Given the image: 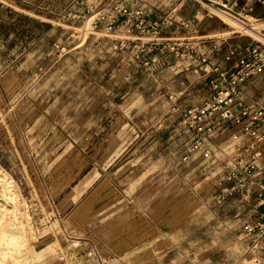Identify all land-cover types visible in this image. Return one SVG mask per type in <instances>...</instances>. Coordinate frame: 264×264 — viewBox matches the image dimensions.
<instances>
[{
    "label": "rangeland",
    "instance_id": "rangeland-1",
    "mask_svg": "<svg viewBox=\"0 0 264 264\" xmlns=\"http://www.w3.org/2000/svg\"><path fill=\"white\" fill-rule=\"evenodd\" d=\"M73 1L0 0V217L12 216L2 195L15 193L42 249L40 259L19 264H51L61 252L89 264L88 251L94 264H254L259 251L247 248L243 230L260 198L244 211L239 203L238 213L233 200H219L225 177L242 175L244 146L255 142L248 119L222 123L192 151L193 131L170 110L169 95L179 109L200 107L217 78L200 71L194 53L170 50L174 42L222 69L232 65L224 59L230 48L257 39L229 28L209 12L214 5L149 0L150 18L173 15L158 35L97 32L80 45L81 22L67 14ZM153 38L170 47L137 55ZM124 39L130 45L121 47ZM245 85L247 101L264 107V74ZM93 190L85 216L69 223ZM223 227L236 229L232 248Z\"/></svg>",
    "mask_w": 264,
    "mask_h": 264
},
{
    "label": "built area",
    "instance_id": "built-area-1",
    "mask_svg": "<svg viewBox=\"0 0 264 264\" xmlns=\"http://www.w3.org/2000/svg\"><path fill=\"white\" fill-rule=\"evenodd\" d=\"M193 1L200 5H214L216 9L243 20H247L246 15L250 13L253 4H264V0ZM79 8L83 10H75ZM71 10L74 12L72 13ZM144 11V0H74L67 14L68 16L72 15V17L81 22L80 30H76L77 33L75 34L77 44L81 45L86 38L95 36L97 32H101L104 35L114 33L158 35L162 26L170 24V19L167 16L155 21H148ZM262 31L264 32V28ZM70 35L74 36V33H70ZM130 42L131 40L124 39L120 46L125 47L126 43L130 45ZM169 47V43L164 45L162 41L153 38L136 46V54L139 55L144 50H146L145 54L158 50L163 51ZM180 47L185 48L189 53L195 54L201 62L200 71L204 73L215 72L217 77L209 83L212 91L210 101L200 107L179 109L177 96L169 95L171 100L170 110H180V123L186 128L187 132L193 131L190 149L193 151L203 148L205 137L217 131L221 132L222 123L230 121L237 124L241 123L244 118L248 119L244 124V129L254 136L255 142L244 146L245 158L242 159L244 162L237 165L241 169L242 175H237L232 171L225 177L226 181H236L224 189L226 192L240 190L244 186L242 178L245 173L253 175L256 170L254 160L261 155V150L264 146V129H259L260 126L264 127V107L257 102L245 103L240 88L241 84L248 78L264 74V41L256 40L253 45L241 49L230 48L224 59L229 60L235 57L234 64L229 68L222 69L214 65L207 66V64H204L206 56L203 53H195L191 48L187 47V44L182 45L174 42L170 50L174 51ZM153 60L155 59L153 58ZM263 200L264 197L260 199L264 203ZM243 232L247 240V248L259 251L252 257L253 263L261 264L259 253L264 254V211L258 220L246 225ZM86 257L89 260V264L96 262L94 252L88 251ZM79 262L80 258L76 255L61 252L51 264H80ZM26 264L43 263L31 262Z\"/></svg>",
    "mask_w": 264,
    "mask_h": 264
},
{
    "label": "bare ground",
    "instance_id": "bare-ground-1",
    "mask_svg": "<svg viewBox=\"0 0 264 264\" xmlns=\"http://www.w3.org/2000/svg\"><path fill=\"white\" fill-rule=\"evenodd\" d=\"M208 9L209 12L215 14L222 22L226 23L229 28H235L239 31L243 30L244 32L249 33L255 39L264 41V37L262 36L264 35V33L262 32V29L264 28V20H258L249 14L246 15L247 20H242L213 7ZM5 79L7 80L6 77ZM10 80L12 79L10 78ZM7 82H9V80ZM7 82L5 81V83ZM7 84L9 85L10 82ZM10 87L12 86L9 85V88ZM93 192L94 190L87 196V198H85L75 206L68 218L69 223L85 216L86 210L89 209L92 203ZM96 192H98V189H96L95 193ZM2 197H4L5 199H10L12 201V216L10 218L0 217V264H6L7 262L19 264L25 262V260H27L28 258L29 260H32L33 258L40 259L42 255V249H37L34 246V243L36 241V233L33 231L31 226H29V221L27 220L28 218L21 213L19 206L20 201L17 198V195L10 192L6 193V195H2ZM124 240L125 238L123 239V241ZM117 242H121V240H118ZM115 244L117 245L118 243Z\"/></svg>",
    "mask_w": 264,
    "mask_h": 264
},
{
    "label": "crops",
    "instance_id": "crops-1",
    "mask_svg": "<svg viewBox=\"0 0 264 264\" xmlns=\"http://www.w3.org/2000/svg\"><path fill=\"white\" fill-rule=\"evenodd\" d=\"M169 2H171L170 0H168ZM149 0H144V5H145V11L144 14L147 18L148 21H155L158 20L162 17H169L170 19V24L173 21L172 18V13H165L163 16H154L153 18H150L149 15L146 13V9L148 10V6H153V9L155 8L156 4L154 2V4L149 5ZM173 2V1H172ZM174 12V10L172 11ZM250 15H253L255 18H261V15L264 14V4L260 5V4H253L251 11L249 13ZM169 24V25H170ZM250 46V45H248ZM248 46H241V44H237L235 45L234 48L236 49H241V48H245ZM234 60L235 57L232 61V65L234 64ZM199 62V61H198ZM227 61H225L226 63ZM231 65V66H232ZM229 66V67H231ZM200 82V81H198ZM202 82V81H201ZM247 82V80L245 82H243L241 84V90L243 93V100L245 103L247 104H251V101H247V96H246V88L247 86L245 85V83ZM243 151V155L241 156L240 161H237L239 164H241L242 162H244V160H242L243 158H245L244 156V150ZM255 164H256V170L254 171L253 175H248L245 173V176L242 178L243 181V187L240 190H236L233 192H226V190L222 191L219 194V200L222 201V199H226V198H230L231 200H233V207H231L232 210H235V213L239 212V203H243V209H240L242 211L246 210V207H251L250 209L254 208L255 206L253 205V196L256 195L257 198L259 197L260 199L264 197V146L262 147L261 150V155L259 157H257L254 160ZM237 164V165H239ZM224 180V179H223ZM221 182V181H220ZM236 181L232 180V181H223V185L227 184L228 186H231L232 184H234ZM264 201V200H263ZM257 212L258 213H254L256 214V218L252 221H249L250 223L255 222L257 219H259L261 217V213L264 211V203L261 201L260 205H257ZM253 212L251 211V213L249 214V216L254 215ZM246 225V224H245ZM244 225V226H245ZM224 233V247L226 248H232L233 246L236 245L237 243V235L235 234L236 229H232L231 227L227 228V227H223V231Z\"/></svg>",
    "mask_w": 264,
    "mask_h": 264
}]
</instances>
